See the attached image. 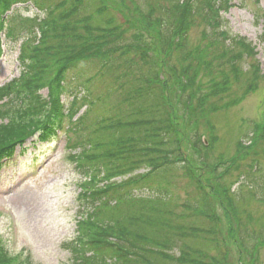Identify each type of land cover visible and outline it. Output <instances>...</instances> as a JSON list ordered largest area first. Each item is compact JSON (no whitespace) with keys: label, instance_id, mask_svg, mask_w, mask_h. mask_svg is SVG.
I'll return each instance as SVG.
<instances>
[{"label":"trees","instance_id":"obj_1","mask_svg":"<svg viewBox=\"0 0 264 264\" xmlns=\"http://www.w3.org/2000/svg\"><path fill=\"white\" fill-rule=\"evenodd\" d=\"M29 1L44 13L43 17L25 19L14 13L6 15L14 4ZM124 1L126 26L110 14V0H0V57L2 32H6L8 40L23 39L21 75L0 89V99H10L0 104V117L7 119L0 124V160L12 156L31 137L38 134L41 140H47L64 128L67 108L62 96L70 87L68 74L77 72L84 62L96 63L100 65L98 78L108 72V78L113 77L124 89L125 99L119 103L122 108L96 121L94 126H98L96 132L101 136L94 143L86 142L89 137L84 123L89 120L88 109L76 119V128L71 129L74 132L85 129L84 139L75 145L82 147L76 159L86 175L82 187L95 190L82 193L94 208L79 221V236L72 245V264H232L229 252L223 251L219 244L222 219L213 207V198L221 199L224 209L231 213L240 238V258L246 260L245 264H257L254 254L260 244L254 242L248 248L241 237L250 230L254 218L245 207L236 212L232 210L237 199L245 203L249 200L241 191L235 193V185L239 183V189L247 183L254 190V183L264 182V175L254 177L258 165H250L235 183L226 182L234 170L240 169L241 161L249 156L256 143L263 140L260 146L264 150V119L253 125V135L248 136L251 143L239 142L233 155H221L216 160L220 163L218 168L209 160L213 150L197 134L190 145L199 159L188 161L178 127L184 117L188 119V113L208 115L220 107L228 109L264 82L255 48L247 38L232 35L225 27L220 13L230 8V0ZM200 17L205 27L215 33L212 38L204 32V51L193 50L188 42L189 31ZM211 43L220 49L210 57L207 47ZM234 48L240 50L235 52ZM194 54L199 55L201 62L192 59ZM247 57L254 58L255 63L250 67L243 65ZM163 67L172 76L170 86L161 79ZM201 69L210 72L208 84L202 83L208 73L201 74ZM246 71L250 75L242 95L222 105L215 103L230 90L234 79H244ZM83 76L86 75L80 77ZM216 86L219 87L215 89ZM111 95L108 91L100 96L101 108L110 103ZM76 96L73 106H80L70 110L71 122H75L73 118L82 106L88 107L87 96H82L83 102ZM180 105L189 112L178 114ZM97 147L99 152H91ZM203 168L209 177L214 175L217 185L213 184L215 190L211 192H218V196H212L205 189L199 172ZM176 169H181L201 193L193 204L183 205L188 215H174L169 206L173 193L165 180ZM152 185L158 194L149 197L137 194V190ZM256 189L260 192L264 183H259ZM252 190L250 195L255 194ZM259 195L262 196L255 194L254 198L264 202V192ZM109 198L112 199L105 206ZM117 203L123 204V209L116 208ZM196 222L210 225L196 226ZM175 229L179 230L175 232ZM228 231L231 235L234 233L233 224ZM263 234L258 233L255 239ZM189 238L193 242L211 241L218 255L197 258L206 249L197 246L192 247V252L183 249ZM13 261L0 242V264Z\"/></svg>","mask_w":264,"mask_h":264},{"label":"rangeland","instance_id":"obj_2","mask_svg":"<svg viewBox=\"0 0 264 264\" xmlns=\"http://www.w3.org/2000/svg\"><path fill=\"white\" fill-rule=\"evenodd\" d=\"M123 4H125L124 0H118V5L117 0H114L113 3L110 0V14L116 17L118 23L126 26L127 16L124 7H122ZM27 6L28 4H18L16 8L24 16L30 17L37 13L34 7L27 8ZM220 14L222 15V13ZM224 17V25L225 27L227 25L226 28L232 35L245 36L257 47L256 59L261 62L264 71V0H231L230 9ZM204 23L202 17L197 18L196 25L189 31L188 42L193 50L204 51L203 34L205 31L210 37L215 36L214 31L209 27L206 28ZM219 49V45L211 43L207 47V55L211 57L215 51L219 52ZM238 50L240 48H234L235 52ZM18 57L19 45H13L6 50L0 64V85L20 74ZM192 59L201 62L197 54H194ZM219 61L215 62L216 67L219 66ZM158 63L160 65V61ZM253 63H255L254 58L247 57L243 65L244 67H250ZM163 68L161 79L170 86L172 76L166 67ZM99 69L100 65L96 63L84 62L77 72L68 74V83L70 89L74 92L73 94L81 98V101L82 96L88 97V104H86L88 107L85 108L88 109L90 116L88 117L89 120L87 119L84 123V127L88 129L89 138L86 142L90 141L91 143H94L101 136L96 132L98 128L97 125L94 126L96 121L102 115L107 117L108 112L114 114L119 108H122L119 103H122L125 99L124 89L113 77L108 78V72H105L107 75L98 78ZM206 71L201 69V74L203 72V75H206ZM207 73L208 77L204 76L203 80L205 81L202 82L203 84H208L210 79V72L207 71ZM243 73L244 79L240 81L234 79L235 81L233 80L230 85V90L222 94V97L215 103L222 105L225 101L242 95L250 71ZM82 74L86 76L80 77ZM214 75L219 79L218 73L215 72ZM83 83L85 85L81 87L80 85H83ZM220 83V86H222V81ZM210 86L212 87V85ZM218 87L216 86L215 89ZM108 91L112 94L111 99H109L110 103L101 108L99 105L100 96L107 94ZM65 99L66 102L72 101V94H67ZM172 100L176 101L175 93H173ZM94 102L95 106H93ZM115 105L117 106L116 109L114 108ZM85 108H82L81 113ZM179 112L180 115H183L189 111L186 112L183 106L180 105L178 114ZM187 116L188 119L184 117L178 127L183 135L182 144L185 154L188 155V161L195 162L194 159L197 161L199 159L198 154L194 152L190 145V140L195 139L196 134L201 138L205 136L207 139L212 138L214 135L217 136V142L214 143L215 149H213L214 151L210 156V161L213 162L217 156L221 155L229 157L236 152L237 142L241 139L247 141L248 136H252L253 125L264 119V82H260L255 90L247 93L240 102L236 105L233 104L228 109L224 106L208 115L199 112V115L193 116L188 113ZM84 130L78 132V129L76 133L67 132L66 134L62 132L59 138L42 143L35 142V145H32L25 154H19L20 150H17V158L5 162L3 167L0 168V238L13 254L18 255L17 261H21V257L22 259L29 258L32 264H69L71 258L67 243L75 236L77 219L83 207L78 196L80 192L79 183L83 178V173L78 166V162L73 159V154L70 153L66 142H81L84 139L82 137ZM68 137L69 139H67ZM262 143L263 140L255 144L248 154L249 156L241 161L240 169L232 172L226 184L235 183L242 173L250 169V165H258V170L255 168L256 172L252 173L254 177L264 175V150L260 146ZM99 150L100 147H97V150L92 149L91 152H99ZM190 156L193 158L191 159ZM199 172L203 177L205 189L212 196H218V192H211L215 190L213 184L217 185L214 175L211 174L209 177L210 174L204 168ZM165 181L168 185L167 188L173 193L169 206L175 212L174 215L182 213L188 215V211H184L183 205L185 203L193 204L195 200H198V196L201 194L200 191L183 174L181 169L171 172ZM259 183L264 182L259 181ZM258 184L254 183L255 188L253 187V189L256 192L247 183L243 188L238 189L237 185L234 187L236 189L235 193L237 190L241 191L240 193L247 196L249 200L245 203V200L237 199L234 204L236 208L234 207L232 211L236 212L245 207L254 218L250 230L247 229L245 236L241 237L248 248H251L254 242L260 244L257 264H264V234L259 237L262 239H255L258 233L259 235L264 233V203L260 202V199L254 198L255 194L261 197L260 192H264V189L260 192L259 189H256ZM153 187L154 185L136 192L138 195H146L145 197L153 196L158 194V191ZM250 190L255 194L250 195ZM111 199L105 200L104 205L108 206ZM140 199L143 200L144 198ZM211 202L222 219L220 227L223 231L219 236V244L223 251L229 252L231 263L238 264L241 244L236 232L235 222L231 215H226L225 204L221 199L213 198ZM123 206L120 203L116 204L118 209H123ZM232 224L234 233L231 235L228 228ZM194 225L209 227L210 224L209 222H196ZM261 229L263 230L261 231ZM178 230L175 229V232ZM253 231L256 233L253 234ZM198 239L196 238V240ZM194 246L206 249L205 253L196 256L202 260L208 254L218 255L215 244L206 239L193 242L189 238L183 249L192 252ZM204 260L210 261L208 259ZM241 262L245 263L246 261Z\"/></svg>","mask_w":264,"mask_h":264}]
</instances>
